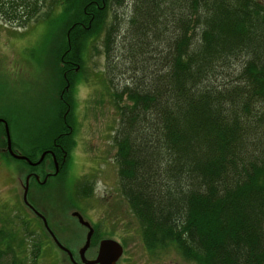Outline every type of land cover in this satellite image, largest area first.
Here are the masks:
<instances>
[{"label":"trees","instance_id":"1","mask_svg":"<svg viewBox=\"0 0 264 264\" xmlns=\"http://www.w3.org/2000/svg\"><path fill=\"white\" fill-rule=\"evenodd\" d=\"M57 1L58 87L61 60L74 81L99 33L105 70L130 72L117 87L105 82L118 192L145 249L171 245L193 264H264V1L127 0L126 16L115 10L126 0ZM39 6L0 0V15L32 18Z\"/></svg>","mask_w":264,"mask_h":264},{"label":"rangeland","instance_id":"2","mask_svg":"<svg viewBox=\"0 0 264 264\" xmlns=\"http://www.w3.org/2000/svg\"><path fill=\"white\" fill-rule=\"evenodd\" d=\"M27 1L31 4V0ZM35 2L40 6L37 16L32 18L22 16L20 20H9L0 15V112L10 118L9 139L20 144L24 140L23 131L32 135L40 127L45 129L60 107L58 77L49 62L54 38L60 34L59 30L55 31L52 19L57 14L58 1ZM128 2L122 4L123 8H115L116 12L128 15ZM26 10L24 7L19 13L22 15ZM101 36L99 33L89 39L91 46L81 50L80 75L69 81L71 85L63 95L70 105L67 121L74 138L70 152L73 161L49 186L34 188L27 200L31 203L30 198L33 203L30 206L42 213L61 246L75 254L84 242L85 231L70 217L72 211L96 228L100 238L117 241L122 247V264H193L177 255L171 245L147 251L141 243L136 218L118 192L116 165L112 162L115 148L111 142L117 113L111 103L112 88L105 79L111 77L117 87L124 80L128 82L126 77L130 72L123 71L120 65L105 70ZM22 174L20 162L0 157V249L10 250L0 261L5 264L12 260L15 264H71L48 234L39 229V222L32 213L23 208L19 186ZM84 184L89 189H84ZM55 187L60 189L56 188L55 192ZM68 198L72 203L64 204ZM94 250L95 246L89 247L84 257L91 258Z\"/></svg>","mask_w":264,"mask_h":264},{"label":"flooded vegetation","instance_id":"3","mask_svg":"<svg viewBox=\"0 0 264 264\" xmlns=\"http://www.w3.org/2000/svg\"><path fill=\"white\" fill-rule=\"evenodd\" d=\"M60 64H62L63 66H65V64H68V66H69L67 69L64 70V72L60 73L61 74V79H60L61 84H64V85L62 87H59V89H57L58 105H60V107L63 106L64 109L62 111H60L59 106L56 108V111L54 112V116L56 119L54 118L52 121H49V123L47 124L45 129H40L41 127L39 128V125H38L37 126L39 128L38 131L36 133L33 132L32 135H30L28 131H27V133L25 131H23L22 135H23L24 140H23L22 144H20L21 143L20 141H17V143L16 142L14 143L15 145H12L13 142L8 137V139L10 140V143H9L10 149L15 154V156H17V157L22 156V158L15 159V158L11 157L8 154L9 153L8 150L5 149L6 139L4 137V134H5L6 128H7V131L9 133L8 123L10 121V118L6 115H3L0 112V157H2V158L6 157L5 159L14 160L17 163L20 162L21 169L24 170V174H22V176H21L22 181H20L19 186H20L21 194L24 192L23 187L25 186L26 193L24 194V200H26V202L22 200L21 194H20V200H21L23 208L28 210L30 214L32 213L31 215L34 217V219L37 221H40V223H41V220H39V217L36 216L37 214H35V211L39 213V216H42L43 218H44V216L42 215V213L39 212V210H36V208L34 209V207L30 206V204L32 203V200L29 198V200L31 201V203H29L27 200V195H29L32 190H35L34 188L40 189L42 187L49 186L50 183H52V180L54 179V177H56L57 174L61 170L67 171L68 164L70 163V161H73V158L71 156L72 153L70 155V152L72 151V146L69 144V142H70L69 140H72V137L70 135L71 130H72V126L69 125V121H67V118H66L67 114L69 113L70 105L63 98L64 92L66 93L67 89L71 85L68 77H66V75H67L66 72L68 73L72 67L70 66L71 63L68 60L66 62L61 60ZM58 112H61V113L58 114ZM57 115L60 116V118H61V120L59 121L61 127L58 130H56V126H54V121H56L58 118ZM38 120H40V118ZM38 120L37 121L35 120V123L36 122L40 123V121H38ZM42 121H44V120H42ZM4 127H5V129H4ZM8 133H7V135H8ZM2 140L4 141L3 145H1ZM40 154H41V156H40ZM56 188L60 189L58 187H55L54 188L55 192H56ZM68 202L72 203L69 198H68ZM68 202H66L64 200V204H67ZM71 213H69V214H71ZM70 217L75 219L77 224L83 229V231H85V233L87 232V228L85 226H81V224H79L77 218H75L74 216H71V215H70ZM44 220H45V218H44ZM82 220H84V219H82ZM46 223H47V221H46ZM46 225H48V224H46ZM88 225H89V223H88ZM90 228H91V226H90ZM92 230H93V228H92ZM91 234H90V236H91ZM83 239H84V236H83ZM90 240H91V238H90ZM89 243H88V246H87V248L83 254L84 259H86L84 257V255L89 248ZM78 250H77L76 254L69 250L71 252L70 256H71V259L74 261V263L76 262L78 264H82L81 261L79 260V257H78ZM95 252H96V248L94 250V254H95ZM62 253L66 257V253L65 252H62ZM94 254L91 255L92 258L94 256ZM66 259L68 260L67 257H66ZM121 260H122V258H121V253H120L116 264H122ZM68 261L72 264V262L70 260H68Z\"/></svg>","mask_w":264,"mask_h":264},{"label":"water","instance_id":"4","mask_svg":"<svg viewBox=\"0 0 264 264\" xmlns=\"http://www.w3.org/2000/svg\"><path fill=\"white\" fill-rule=\"evenodd\" d=\"M4 129H5V127H4ZM7 133H8V131L6 128L4 137L6 139L5 149L8 150V152H9L8 154L15 159L22 158V156H18V157L15 156V154L10 149V147H9L10 140L8 139ZM41 154H40V156H41ZM23 190H24V192L21 194V198L23 201L26 202V200H24V194L26 193L25 186L23 187ZM35 214H37L36 216L39 217V220H41V223H42L41 226L49 234L48 236L50 237V240H52L54 245L59 250H62V252L66 253V257L68 258V260H70L72 262V264H78L76 262L74 263V261L71 259V256H70L71 252L69 250H67L66 248L61 247V244L57 240H55V238L53 237V233L51 232V230H49V228L46 225L47 224L46 220H44V218L42 216H39L38 212L35 211ZM70 215L77 218V220H78L79 224H81V226H85L87 228V232L84 233V242L78 248L79 249L78 250V257H79V260L81 261V263L82 264H116L118 257L120 255V253L122 252V247H120V245L117 243V241L116 240L114 241L112 238H105V239L100 238L95 245L96 252H95L93 258L92 257L89 259L83 258V254H84V252L88 246V243L90 242V238H89L90 234L93 232V230L88 225L89 222H87L86 220H82V218H80L78 212L73 211Z\"/></svg>","mask_w":264,"mask_h":264}]
</instances>
